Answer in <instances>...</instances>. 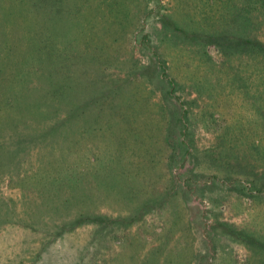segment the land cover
Masks as SVG:
<instances>
[{"label": "rangeland", "instance_id": "rangeland-1", "mask_svg": "<svg viewBox=\"0 0 264 264\" xmlns=\"http://www.w3.org/2000/svg\"><path fill=\"white\" fill-rule=\"evenodd\" d=\"M263 47L264 0H0V264H264Z\"/></svg>", "mask_w": 264, "mask_h": 264}, {"label": "trees", "instance_id": "trees-1", "mask_svg": "<svg viewBox=\"0 0 264 264\" xmlns=\"http://www.w3.org/2000/svg\"><path fill=\"white\" fill-rule=\"evenodd\" d=\"M255 43L258 44L259 42L258 41H255ZM98 217H99L98 215H93L91 213H84L83 210H82L81 212L76 213V215L74 216V218L68 220L67 223L70 224V222H73L74 220L76 221V223H78V222H86V221H89V222L95 221L96 222ZM99 218H102V217L100 216ZM111 222H113V220H111ZM99 223H103V222L100 221Z\"/></svg>", "mask_w": 264, "mask_h": 264}]
</instances>
